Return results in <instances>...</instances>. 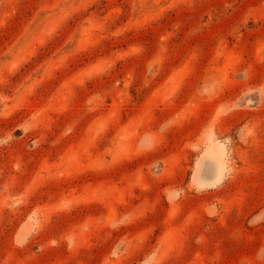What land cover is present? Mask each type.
I'll return each mask as SVG.
<instances>
[{
    "label": "rangeland",
    "instance_id": "1",
    "mask_svg": "<svg viewBox=\"0 0 264 264\" xmlns=\"http://www.w3.org/2000/svg\"><path fill=\"white\" fill-rule=\"evenodd\" d=\"M0 264H264V0H0Z\"/></svg>",
    "mask_w": 264,
    "mask_h": 264
}]
</instances>
